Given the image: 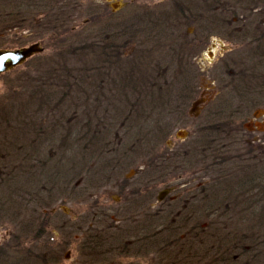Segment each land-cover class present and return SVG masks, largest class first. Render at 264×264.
<instances>
[{
	"label": "rangeland",
	"instance_id": "374dc122",
	"mask_svg": "<svg viewBox=\"0 0 264 264\" xmlns=\"http://www.w3.org/2000/svg\"><path fill=\"white\" fill-rule=\"evenodd\" d=\"M189 1L82 0L69 25L70 31L61 37L47 34L41 38L30 28H15L0 34V49H18L33 43L43 47L42 53L0 75V110L22 107L27 114H33L31 100L36 90L45 88L55 92L53 105L40 121L44 128L57 131L58 137L54 142L50 141V147L42 148L38 147L39 138L34 132L26 130L25 136L19 139L10 128L0 130V173L3 176L17 173L20 169L17 164L36 165L38 159L41 162L51 160V164L56 165V169H51L53 173L61 166L65 168L66 164L76 167L67 186L61 182L57 184L56 199L47 202L51 206L43 210L44 214H16L15 211L11 214L12 220L0 226V248L9 250L8 254L13 256L11 259L26 257L28 261L24 264H200V252L204 254L206 249L203 248L208 247V254L201 262L207 264L205 262L214 258L219 246L224 250V242L220 239L222 233L243 232L251 239L250 244H245L251 249L248 256L255 255V263L264 264V98L259 102L256 99L253 105L252 99L249 113L231 118L239 101L230 95L233 86L216 77L226 65L232 69L233 64L245 62L234 71L243 74L245 82L254 83L252 87L247 86L249 92L257 82L253 75L260 74L259 78H264V69H259V62L255 66L246 62L245 52L254 46L250 38L248 42L239 43L222 37L226 32H221L214 33L207 41L194 40L198 32L197 20L200 15H206L208 7L230 18L233 26L252 21L250 31L259 35L264 33V18L260 19L261 27H258L260 20L257 17L264 16V8L260 4L257 9L258 2L253 0L245 3L250 7L243 8L234 0H191V9H188ZM175 7L177 10L183 7L186 16L191 18L182 24L179 22L178 35L187 43L188 49L195 52L191 62L205 70L195 94V99L201 103L194 116L190 109L195 99L189 100L179 120L173 121L169 136L163 141L154 139L150 147L142 149L144 143L140 135L153 131L152 119L145 121L148 125L137 130L131 141L132 136L128 137L125 127L116 125L115 117L120 112L127 113L126 104L134 105L135 100L126 99L125 92L129 93L134 80L139 81L152 72L154 62L160 61V56L170 48L174 39H169L171 44L168 40L163 42V46L162 42L155 43L160 40L158 37L151 41L141 36L140 42H131L123 49L122 61L110 67L99 64L96 52L84 50L82 46L80 50L76 48L83 37L90 41L87 29L95 30L106 20L124 19L137 12L157 16ZM90 8L95 12L93 15H108L111 10V16L102 22L88 20L87 10ZM209 51L211 56H208ZM185 53L190 57L189 51ZM240 77L238 75L235 81ZM221 102L227 112L221 119L224 125L218 132L213 128V142L203 148L198 143L200 130L207 124L209 126L210 116L221 110L218 105ZM26 103L29 104L24 106ZM143 104L148 106V102ZM228 107L232 110L229 111ZM150 114L148 111L143 116L151 117ZM69 129L100 137L93 149L96 153L81 154V147L75 146L74 138L69 139L72 148L61 144L62 134ZM178 130L187 132V136L178 138L175 134ZM138 140H142L139 141L141 150L135 146ZM80 167L82 170L78 171ZM36 187L34 184L31 189ZM160 193H164V197L158 201ZM142 198L147 202L146 210H138L137 215L131 203H140ZM184 203H187L186 208ZM91 214H135L132 218L140 221L139 226L149 219L151 228L138 229L135 233L141 236L168 235L166 226L178 221V226L175 224L173 228L176 237L169 238L167 244L148 248V256L130 254V250L123 252L119 249L127 242L124 236L129 234L124 222L117 216L115 220L110 217L94 219ZM188 214L198 215L193 223L200 237L208 233L206 238L198 241V252H195L196 240L189 232L190 224L185 226ZM204 214H210V218ZM221 214L226 218H220ZM208 220L214 221L212 234L204 225ZM187 222L190 223V219ZM135 226L136 223L132 224V232H135ZM96 234L105 237L100 252L107 251L99 257L84 251L89 235ZM172 240H176V244L171 243ZM241 250L243 253L245 249ZM235 254L238 251L232 250L231 255Z\"/></svg>",
	"mask_w": 264,
	"mask_h": 264
},
{
	"label": "trees",
	"instance_id": "16d2710c",
	"mask_svg": "<svg viewBox=\"0 0 264 264\" xmlns=\"http://www.w3.org/2000/svg\"><path fill=\"white\" fill-rule=\"evenodd\" d=\"M81 1L82 0H0V34L3 31L15 28H30L32 32H37L39 34L38 37L41 38L47 34L61 37L63 34L65 35V33L70 31L71 28L69 25L73 16L79 10ZM183 1L185 2V0ZM250 1L252 0H234V3H237L243 8L247 6L246 4ZM253 1L258 2L255 6L257 9H259L258 5L260 4H262L264 8V0ZM190 2L191 0L187 3L188 9H191ZM173 9L174 10L164 11L157 16L150 12H137L124 19L106 20L105 23L99 24L95 30H93V28L87 29V33H89V37H91L90 41H86L85 37H83V40L79 41V47L76 48L80 50L82 46L84 50L96 52L98 54L97 61L99 64L110 67L111 65L121 62L123 49L131 42H140L141 36L151 41L158 37L160 40L155 42L157 44L161 42L163 44V42L167 40L171 44L169 39H174L171 44L172 46L170 45V48L160 56V61L154 62L155 67L153 66L152 72L146 75V77L142 76V79H139V81L134 80L130 85L131 87L129 86V93L125 92L126 99L133 98L135 100L133 103L134 105L128 106L126 104L128 107L126 110L127 113L122 114V112H120L115 117L117 121L116 125L126 128L128 137L132 136L130 138L131 141L132 138L137 135V130L148 125L145 121H151L152 119V125L154 126L153 131L147 132V134H143L142 132L140 135L144 143L142 149L150 147L154 139L156 142L157 140L163 141L169 136L171 128L174 125L173 121H176V119L179 120L187 103L189 100L194 99L197 93L196 88L200 74L191 62L194 51L189 50L187 43L181 41L178 35L179 22L182 24L184 20L187 21L191 18L186 16L183 7H179V10H177L176 7ZM193 9H195L194 4ZM87 11V15H89L88 20L91 21L96 19L102 22V20L111 16L110 10H108V15H105V13L93 15L95 12H93L91 8ZM205 13V16L200 15L199 20H197L198 32L194 36L196 40L206 41L214 33L221 34V32H226V34L221 36L227 39L245 42L250 38L254 45L250 49L253 56H258V53L264 52V33L259 35L257 32H251L250 30L253 28L252 21L245 25L233 26L230 23V18L219 15L218 10L213 7L211 9L208 7ZM257 18L262 20L264 16ZM261 20L259 24L257 23L258 27H261ZM238 27H241V29L237 30ZM173 30L175 35H173ZM185 51H189L188 54L190 57L186 56ZM120 88L122 89V86H120ZM122 92L124 93V88ZM53 93L55 92L47 91L45 88L36 90L35 96L32 97L33 99L31 100L33 114H27V111L22 107L17 110H0V130L10 128L19 139L25 136L26 130L34 132V134H36L35 136L39 138L38 147H50L52 145L50 141L54 142L58 139V137H56L57 131L55 132V130H51L50 128H44L41 121L44 113H47L54 103L55 94ZM128 101L129 100H127V103ZM142 102H148V106H145ZM28 104L29 103H26L24 106ZM120 110L121 109L118 111ZM148 111H151L150 116L153 118L143 116L146 115ZM215 115L214 119L208 121L210 127L207 124L200 130L198 143H201L200 145L203 148L212 144L214 134L213 128H216L218 132L221 126L224 125L223 122H221V119L224 117L223 113L217 111ZM122 116L124 117L122 118ZM13 121H15L14 124L12 123ZM133 133L135 134L133 135ZM62 135L63 136L59 135L61 136V140H59L61 144L64 143L68 148H72L73 145L69 139L74 138L76 142L75 146L81 147L79 151L85 156L96 153H93V149L96 148L95 146L101 140L97 135L92 136V133L89 134L87 132L82 134L70 129ZM100 135H102V133H100ZM147 135L150 136L148 137ZM94 138H98L97 141L93 140ZM14 139L16 140L17 138ZM142 140L136 142L135 146H137V149L141 150V148H139V141ZM90 150H92V153H90ZM51 163V160H43L41 162V160L38 159L36 165H26L28 167L21 163L17 164L20 165L18 167V169H20H17V173L12 172L10 174H5V176L0 173V226L6 221H9L11 219V214H15V211L16 214H44L43 210L51 206V203L47 202H49V200L50 202H54L56 199L57 184L61 182L62 184L65 183L67 186V181L75 173L76 169L73 164L69 167L68 164H66L64 165L65 168L61 166L53 173L51 169H56V165H52ZM99 169H101V165ZM79 170L81 171L82 168L80 167L78 171ZM72 171H74L73 174L71 173ZM61 176L62 180H60ZM34 184H37V187L32 190L31 188ZM42 207L44 208L42 209ZM37 210L39 212H37ZM43 216L47 218L46 215ZM16 217L18 220V216ZM176 225L178 226V224ZM176 225L169 223V225L166 226L165 232H169L168 235H163L161 233L160 235L152 234L148 236L146 240L148 248L152 246L159 247L160 244L165 242V244L169 243V238L173 239L176 237V233H174L176 229H173ZM41 227L43 228V226ZM149 227L151 228V226ZM42 228H39V231H44ZM103 239H105V237L103 236L102 238V235H90L84 244V249L87 248L91 256L96 253H101L100 247ZM171 243L176 244V240H172ZM199 247L200 245L198 244L195 252H198ZM126 248L127 246L124 243L119 249L123 251V249ZM219 248L216 254H221L223 252L222 247L219 246ZM203 249H206V252L203 254L201 251L200 253L206 255L208 247H204ZM7 251L9 250L0 248V264H24L28 261L26 257L11 259L13 256L9 255ZM106 252L107 251H102V254ZM215 264L221 263L218 262Z\"/></svg>",
	"mask_w": 264,
	"mask_h": 264
},
{
	"label": "flooded vegetation",
	"instance_id": "af4514ba",
	"mask_svg": "<svg viewBox=\"0 0 264 264\" xmlns=\"http://www.w3.org/2000/svg\"><path fill=\"white\" fill-rule=\"evenodd\" d=\"M111 11V10H110ZM195 41H198L194 38ZM232 40V39H230ZM207 41V40H206ZM235 41V40H234ZM239 43H245V42H248V41H238ZM196 45H199V43L197 42ZM193 46V45H192ZM195 54V52L193 53V55ZM246 54V57L248 58V60L246 61L247 63H250V64H256L257 62H259L260 66H259V69H264V52H261V53H258V56H253L252 54V51L249 50L248 52H245ZM212 53L209 51L208 52V56H211ZM194 65V63H193ZM233 68L231 69V67L227 66L226 65V68H224V71L220 74H217V78L220 79V81L222 83H224V81L226 82H229L230 83V86L232 85V90H231V93L230 95L232 96L233 95V98L235 100L238 99L239 101V104H238V108L236 109H231L230 107H228V110H232V114L230 115L231 118L235 117L236 115L238 114H241V115H245L247 113H249V106L251 105V100H252V105L255 104L256 102V99H258V102L264 98V78H259L258 75L252 73L253 77H255L254 79H256V84L254 86V88H252L249 92H247V86H250L252 87L254 85V83H251V82H245V78L243 77L244 75L241 74L240 72H238L237 70L234 71L236 68L242 66V65H245V62L242 63V64H233ZM255 66V65H254ZM194 67L197 69L198 73L200 74L199 76V80L202 76L205 75V70H201L200 68H197L195 65ZM239 76H241L239 78V80L235 81V79ZM215 79V78H214ZM198 80V82H199ZM243 86V88L241 87ZM197 88H198V85H197ZM197 88H196V92H197ZM232 98V97H231ZM195 99V98H194ZM198 99V98H197ZM197 99H195L194 101H197ZM257 102V103H258ZM221 106V110H216L212 113L211 117L212 119L215 118V112L217 111H221L223 113V115L225 116L226 115V107L224 106V103L221 102V104H218ZM236 110V111H234ZM210 113L212 111H209ZM255 112V111H254ZM240 115V116H241ZM210 119V120H212ZM119 187V186H118ZM122 189V187H121ZM143 200L140 201H137L135 203H131L132 204V209H135L134 213H139L137 212L138 210H146V205H147V202L144 198H142ZM191 199H192V196H191ZM194 199H195V196H194ZM191 202V201H190ZM137 204V205H135ZM126 206V205H125ZM187 207V203H184V208ZM193 207L190 206V209H192ZM93 216V218H105V217H110L111 219L115 220V217L117 216L118 218H120L122 220V222H124V225L127 226L128 228V231H129V234L125 235L124 237L126 238L127 242L125 243V245L127 246L126 249H123V252L124 251H127L129 252V250L131 251L130 254H133V253H136V254H141V255H147L148 256V243L146 242L148 236H141L140 234H135L136 232H138V229H142V230H146V229H149V219L148 221H146V225L145 224H142V226H139L140 224V221L138 222L137 219H134L132 218L133 215L135 214H115V216L113 215H109V214H91ZM139 215V214H137ZM205 217L207 218H210V214H204ZM131 216V217H130ZM160 217H162V215H159ZM198 216L197 214H188L187 218L190 219V223L186 221L185 223V226L189 225L190 224V227H189V232L190 234L193 235V238L196 240L195 241V244L198 245V241L199 240H202L204 238H206V233L205 232V235L203 234L201 237L199 234H197V230H196V225L193 223L195 219V217ZM202 216V215H201ZM220 218H226V215L224 214H221L219 216ZM183 217L180 218V220L182 219ZM185 220V219H183ZM138 222V223H137ZM136 223L137 226H135V232H132L131 229H132V224ZM173 224H178V221H174L172 222ZM205 226H208L211 230V234L214 230V221L212 220V222L210 220H208V222H206V224H204ZM202 225V227L204 226ZM213 226V227H212ZM213 228V229H212ZM217 231V230H216ZM86 232V231H85ZM84 232V233H85ZM97 236L101 234H96ZM90 236V235H89ZM244 236V233L241 232H233L232 234H228L226 232L222 233V237H220V239L223 240L224 242V250L221 254H215L214 258L212 259H208L207 261L209 262H205L207 264H215V263H221V264H232L233 262H240L241 264H256L255 263V255H251V256H248V252L251 251V249L249 248L248 249V246L246 247V242L248 244H250L251 242V239L246 236L245 239L243 238ZM229 237V238H228ZM213 243V242H212ZM256 243V242H255ZM223 245V243H222ZM253 245H256V244H253ZM210 246V244H209ZM241 249H245L242 253V250ZM232 250H236L238 251V254H235V255H231V251ZM240 250V251H239ZM85 252H88L89 250L86 248L84 249ZM89 253V252H88ZM208 254V252L206 253ZM89 255H91V253H89ZM94 257H99V256H102V252L101 253H96L93 255ZM203 257L204 255L202 254L200 256V259L199 262L200 264H203L201 263L202 260H203Z\"/></svg>",
	"mask_w": 264,
	"mask_h": 264
},
{
	"label": "water",
	"instance_id": "95a60500",
	"mask_svg": "<svg viewBox=\"0 0 264 264\" xmlns=\"http://www.w3.org/2000/svg\"><path fill=\"white\" fill-rule=\"evenodd\" d=\"M42 52L43 47H41L39 43H33L18 49H0V75L21 66L31 57ZM199 103H201V101H195L190 109V113L194 116L197 115L196 107ZM175 134L178 138H185L187 136V132L183 130H178ZM163 197L164 193H160L157 200L161 201Z\"/></svg>",
	"mask_w": 264,
	"mask_h": 264
}]
</instances>
